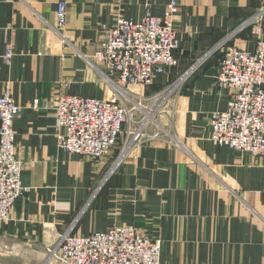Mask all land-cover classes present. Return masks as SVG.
Listing matches in <instances>:
<instances>
[{
	"label": "crops",
	"instance_id": "obj_1",
	"mask_svg": "<svg viewBox=\"0 0 264 264\" xmlns=\"http://www.w3.org/2000/svg\"><path fill=\"white\" fill-rule=\"evenodd\" d=\"M60 1L0 0V96L10 88L22 106L13 126L30 188L0 223V264H44L65 232L89 235L117 224L160 238L163 264H264V156L211 139L212 114L231 97L216 83L222 42L230 36L254 51L257 24L264 35V0H65L63 30ZM172 1L179 63L141 87L151 95L184 76L173 94L171 134L133 146L115 167L114 152L93 159L62 150L60 94L125 100L90 62L104 28L119 16H164Z\"/></svg>",
	"mask_w": 264,
	"mask_h": 264
},
{
	"label": "built area",
	"instance_id": "obj_2",
	"mask_svg": "<svg viewBox=\"0 0 264 264\" xmlns=\"http://www.w3.org/2000/svg\"><path fill=\"white\" fill-rule=\"evenodd\" d=\"M66 9V1H60L57 18L62 30L67 22ZM177 10L178 3L172 1L164 16L148 13L141 20L119 16L111 27L104 28L90 62L103 67L106 79L129 103L60 94L55 107V136L62 150L100 159L109 155L120 140L121 152L117 157L121 161L133 146L170 135L158 123L157 116L168 113L166 108L174 104L177 86L169 85L149 96H139L140 100L151 102V106L156 103V109L137 102L127 87L150 86L156 74L178 65L179 40L173 20ZM255 33L258 40L254 51L230 43V36L222 42L225 46L216 83L229 88L231 97L225 110L212 114L211 138L221 146L261 157L264 156V35L260 24L256 25ZM13 54L12 46L8 45L4 60L9 63ZM41 104L39 98L34 100V107ZM21 111L22 106L15 102L10 88H6L0 96V223L11 218L15 200L30 189L21 180L23 162L16 155L13 124ZM169 114L165 117L169 118ZM153 124L156 129L149 131ZM52 252L61 264H163L162 240L132 224H117L89 235L67 231Z\"/></svg>",
	"mask_w": 264,
	"mask_h": 264
},
{
	"label": "rangeland",
	"instance_id": "obj_3",
	"mask_svg": "<svg viewBox=\"0 0 264 264\" xmlns=\"http://www.w3.org/2000/svg\"><path fill=\"white\" fill-rule=\"evenodd\" d=\"M184 79V76H182V77H180V80H178V81H175L171 86H173V85H175V86H177V88H178V86L180 87L181 86V84H180V82H181V80H183ZM169 86V85H168ZM134 87H136V88H138L136 91H135V93L133 92V95L135 94V95H137V97H135V98H137V102H142V104H144L145 106H148L149 108H154V109H156L157 108V104L156 103H154V105L153 106H151L152 105V103L151 102H146V101H144V100H140V98H139V96H146L147 94H144V91H143V89H141V87H138V86H134ZM167 87V86H166ZM165 88V87H164ZM163 89V88H162ZM161 90V89H160ZM175 94V93H174ZM147 96H149V95H147ZM125 101H127V103H129V101H128V99H125ZM155 105H157V106H155ZM175 105H176V102H174V104L173 105H169L167 108H166V112H168V113H161V114H158V116H157V118H158V123H162V124H165V125H163L164 126V128L166 129V131H168L169 133L171 132V129H172V123H173V117H174V114H173V108L175 107ZM170 113V114H169ZM167 114H169V118L167 117H165ZM150 128H152V129H150ZM212 128V127H211ZM153 129H156V125L155 124H153V125H150V127H149V131H151V130H153ZM212 132V131H211ZM160 134H162V132H160ZM171 134V133H170ZM212 134V133H211ZM212 139V138H211ZM112 152H114V150L112 151ZM121 151H119L118 152V155H119V153H120ZM114 154V153H113ZM115 159L116 160H114V165H113V167H115L116 166V163L119 161V159H118V157H115ZM124 160V158L121 160V161H119V163H121L122 161ZM112 170H113V168H112ZM63 235V234H62ZM60 239V238H59ZM58 242H59V240H58ZM58 242L54 245V247L53 248H47V250H48V254H49V261H51V262H53V264H61L57 259H56V257H54L53 256V249L57 246V244H58ZM52 249V250H51Z\"/></svg>",
	"mask_w": 264,
	"mask_h": 264
},
{
	"label": "trees",
	"instance_id": "obj_4",
	"mask_svg": "<svg viewBox=\"0 0 264 264\" xmlns=\"http://www.w3.org/2000/svg\"><path fill=\"white\" fill-rule=\"evenodd\" d=\"M121 146H122V143L119 140V142L117 143V145L113 148V150H114V157H117L118 156V152L121 150Z\"/></svg>",
	"mask_w": 264,
	"mask_h": 264
},
{
	"label": "water",
	"instance_id": "obj_5",
	"mask_svg": "<svg viewBox=\"0 0 264 264\" xmlns=\"http://www.w3.org/2000/svg\"><path fill=\"white\" fill-rule=\"evenodd\" d=\"M49 261V254H48V250L46 249V258H45V261H44V264Z\"/></svg>",
	"mask_w": 264,
	"mask_h": 264
}]
</instances>
